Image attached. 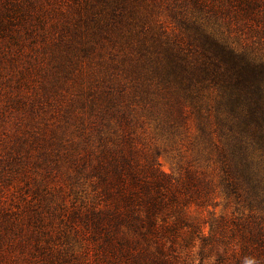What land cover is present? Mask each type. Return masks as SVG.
<instances>
[{"label": "trees", "instance_id": "16d2710c", "mask_svg": "<svg viewBox=\"0 0 264 264\" xmlns=\"http://www.w3.org/2000/svg\"><path fill=\"white\" fill-rule=\"evenodd\" d=\"M0 60L20 264H264V0H0Z\"/></svg>", "mask_w": 264, "mask_h": 264}, {"label": "rangeland", "instance_id": "374dc122", "mask_svg": "<svg viewBox=\"0 0 264 264\" xmlns=\"http://www.w3.org/2000/svg\"><path fill=\"white\" fill-rule=\"evenodd\" d=\"M20 65H25L24 61L19 63ZM0 68L3 71V77L6 79V83H2L3 91L8 92V74L11 73L10 67H8V62L0 60ZM2 81H0L1 83ZM4 132H6L5 138H8V136H12L16 132V127L14 124H12V121H8V124L4 127ZM158 146L160 151V157H159V164L163 171L167 173L176 172L177 170V164L175 159V151L171 150L170 146H166L162 143V140L158 137ZM203 170L208 174L211 175L212 171L211 169H206L202 167ZM34 172L29 170L28 177H33ZM8 184L3 185V196L0 199V205H3L4 203L8 204V228H1L0 229V264H20V261L22 259V256L24 255V247L22 246L25 238L29 234V231L32 229L30 226H22L18 224V219H20V215L17 214L19 210L27 211V205L28 201H30L32 197V193H27L26 183L22 182L18 178H11L8 175ZM12 181V182H10ZM11 183V184H10ZM24 194L25 196L21 195ZM194 214H200L209 218V213H212L215 217L219 216H230L235 212V207L233 204H229L226 200V198L218 194L215 204L209 208V210L206 211H199L195 212L192 211ZM26 213V212H25ZM25 215V214H23ZM24 217V216H23ZM12 219L15 221L17 219V222H12ZM12 227V228H11ZM22 227V230L20 228ZM11 229V230H10ZM208 232V229H207ZM27 248V247H26ZM24 249V250H23ZM197 252V250H196ZM26 256V254L24 255ZM213 260V257H210L209 259H206L203 261V264H208ZM27 264V261L24 260ZM34 262V261H33ZM33 264V263H29ZM198 264V263H196Z\"/></svg>", "mask_w": 264, "mask_h": 264}]
</instances>
